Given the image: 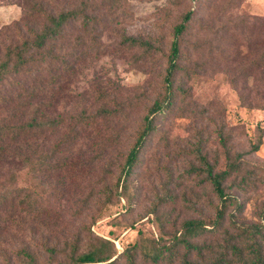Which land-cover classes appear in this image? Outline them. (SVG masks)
<instances>
[{
	"label": "rangeland",
	"instance_id": "374dc122",
	"mask_svg": "<svg viewBox=\"0 0 264 264\" xmlns=\"http://www.w3.org/2000/svg\"><path fill=\"white\" fill-rule=\"evenodd\" d=\"M68 1L0 0V32L8 29L0 43L18 38L21 29L37 30L43 23L40 7L55 13ZM82 4L91 16L90 31H80L81 21L72 23L66 30L69 41L60 39L54 46L55 54L66 56L76 40L83 45L74 74L41 88L38 115L58 124L44 131L39 147L29 148L30 155L33 150L54 153L46 160L50 167L32 169L38 163L32 157L23 167L0 172V192L29 195L40 213L44 223L33 229L40 242L56 244L61 251L78 240L80 252L97 237L111 240L118 252L143 238L168 245L183 221L213 220L219 201L198 157L204 156L217 172L225 167V151L229 159L241 156L240 170L223 182L225 193L240 200L238 225L259 224L264 207V61H256L264 42L251 48L247 39L250 34L264 38V0H73L74 6ZM187 11L194 15L180 40V68L173 80L187 94L177 95L174 110L157 117L156 132L125 179L132 193L124 202L116 192L120 170L147 108L162 95L173 28ZM23 13L27 22L32 15L27 24L19 21ZM241 34L243 40L236 44ZM123 37L148 47L125 44ZM87 47L97 54L87 53ZM52 93L58 97L55 104ZM30 102L26 117L36 107V100ZM102 107L109 118L96 117ZM7 113L0 110V117ZM82 117H95V122L84 124ZM260 134L254 152L251 145ZM241 180L248 184L238 186ZM209 227L197 241L217 252L223 244L221 228ZM227 227L230 236L236 234ZM261 227L264 231V221ZM29 236L28 228L6 230L0 247L9 251ZM134 262L154 264L140 255ZM117 264H126L124 254Z\"/></svg>",
	"mask_w": 264,
	"mask_h": 264
},
{
	"label": "trees",
	"instance_id": "16d2710c",
	"mask_svg": "<svg viewBox=\"0 0 264 264\" xmlns=\"http://www.w3.org/2000/svg\"><path fill=\"white\" fill-rule=\"evenodd\" d=\"M68 4L55 13L40 7L42 11L38 13V17L43 20V23L37 30L32 27H28L26 31L21 29L18 32V38L0 43V110L10 112L0 117V172L8 173L14 166L23 167L29 164V159L32 157L36 158V163L38 162L31 166L32 169L39 171L50 167V164H46V160L54 153L33 150L34 153L29 154L30 147L40 146L44 131L58 124L56 121L43 120L42 116L38 115L41 112L39 108L43 107L41 94L44 89L41 88L44 84L54 87L61 82L64 83L70 75L74 74V65L81 56L79 52L83 49V45L76 40L66 56L55 54L54 51L55 43L60 39L69 41L66 38L69 25L81 21L80 31L83 33H88V30L90 31L88 28L91 26V16L87 12L86 5L74 6L73 0H69ZM193 15V11L185 12L181 16L180 23L173 28L162 95L147 108L125 156L120 170L122 182L116 188L119 199L124 202L130 201L132 193L125 179L139 161L138 157L148 138L156 132L157 117L163 112L174 110L177 95L185 98L187 94L181 86H174L173 80L180 68L178 65L182 54L180 40L190 25ZM26 19V14L23 13L19 21L27 24ZM249 20L255 21L253 18ZM7 30L1 31L0 35L5 36ZM241 39L242 34L241 38L236 40V44L243 40ZM263 39H259L257 34H250L247 39L248 47L260 46L258 43L264 42ZM123 43L148 47L144 42L130 37H123ZM85 49L87 53L97 54L98 52L93 47ZM261 60L264 61V52L256 62L260 63ZM230 82L235 86L234 78ZM3 88L5 90H2ZM52 94V102L55 104L58 97ZM30 100H36V107L32 115L26 117L25 112L29 107L28 104L31 103ZM110 116V112L102 107L96 117L107 119ZM94 119L95 117L87 119L82 117L81 120L84 124L91 125L94 124ZM261 135H259L258 143L251 145V150L254 152L260 147ZM75 140L78 138L75 137ZM219 140L224 145L225 139L220 137ZM66 146H69L68 143ZM225 154V167L217 172L204 156L198 157L202 166L200 171L205 173V180L210 184L219 201L213 220L208 224L199 219L183 221L180 224V230L172 237L168 245L154 244V241L143 238L138 245L133 244L124 250L125 252H118L111 240L97 237L91 240L81 252L77 245L78 240L71 243L69 249L59 251L56 244L40 242L36 237L37 233L33 231L34 225H41L44 222L39 220L40 213L34 211L30 196L16 197L9 191H2L0 192V235L9 229L22 233L28 228L30 236L27 241L9 251L0 247V264H117L122 254L125 256L126 264H135L134 259L139 255L144 261L154 264L166 262V264H264V231L261 227L264 221V207L260 215L262 221L259 224L238 225V215L242 209L240 200L235 195L225 193L223 182L233 172L240 170L241 156L237 155L229 159L228 152L225 151ZM247 184L241 180L238 186ZM207 226L214 231L221 228L223 244L217 252H214L207 242L199 244L197 241L199 236L207 232ZM227 226L236 230V234L230 236ZM42 256H46L47 259L40 263Z\"/></svg>",
	"mask_w": 264,
	"mask_h": 264
}]
</instances>
